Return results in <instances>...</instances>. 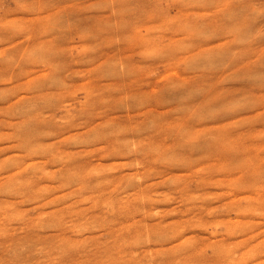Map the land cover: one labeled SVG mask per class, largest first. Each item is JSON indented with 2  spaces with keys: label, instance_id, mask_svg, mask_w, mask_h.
I'll list each match as a JSON object with an SVG mask.
<instances>
[{
  "label": "rangeland",
  "instance_id": "rangeland-1",
  "mask_svg": "<svg viewBox=\"0 0 264 264\" xmlns=\"http://www.w3.org/2000/svg\"><path fill=\"white\" fill-rule=\"evenodd\" d=\"M0 264H264V0H0Z\"/></svg>",
  "mask_w": 264,
  "mask_h": 264
},
{
  "label": "bare ground",
  "instance_id": "bare-ground-1",
  "mask_svg": "<svg viewBox=\"0 0 264 264\" xmlns=\"http://www.w3.org/2000/svg\"><path fill=\"white\" fill-rule=\"evenodd\" d=\"M124 70V69H123ZM41 84V83H40ZM39 87V86H38ZM36 88V87H35ZM42 89V88H41ZM59 100V99H58ZM27 101V100H26ZM37 101V100H36ZM55 102V101H54ZM148 103V102H147ZM46 104V102H45ZM55 105V104H54ZM51 106V105H50ZM217 106V105H216ZM39 109V108H38ZM50 109V108H49ZM46 111V110H45ZM36 112V111H35ZM17 113V112H16ZM28 113V112H27ZM34 115V114H33ZM24 117V116H23ZM17 118V117H16ZM63 123V122H62ZM50 128V127H49ZM35 129V128H34ZM49 130V129H48ZM148 130V129H147ZM35 131V130H34ZM29 133V131H27ZM18 135V134H17ZM58 137V136H57ZM33 139V138H32ZM28 147V146H27ZM19 155V154H18ZM48 159V158H47ZM108 181V180H107ZM56 184V183H55Z\"/></svg>",
  "mask_w": 264,
  "mask_h": 264
}]
</instances>
